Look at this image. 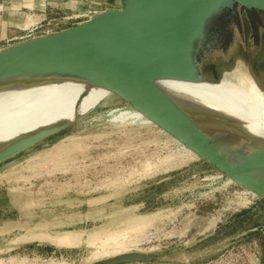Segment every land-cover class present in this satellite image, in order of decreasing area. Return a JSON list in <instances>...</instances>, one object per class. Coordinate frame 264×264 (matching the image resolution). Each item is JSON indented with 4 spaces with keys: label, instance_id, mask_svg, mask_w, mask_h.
<instances>
[{
    "label": "rangeland",
    "instance_id": "374dc122",
    "mask_svg": "<svg viewBox=\"0 0 264 264\" xmlns=\"http://www.w3.org/2000/svg\"><path fill=\"white\" fill-rule=\"evenodd\" d=\"M246 58L247 63L233 59L229 71L241 69L264 90V55L259 65L250 54ZM157 85L184 109V100L212 105L204 87L173 80ZM73 103L77 113H89L0 166V264H94L132 251L151 253L150 264H206L248 244L234 240L235 222L244 218L234 214L246 209L238 198L240 188L225 187L222 179L202 181L213 171L198 168L204 164L111 94L92 92L2 122L0 140L32 122L69 118ZM166 177L158 183L162 193L154 209L136 206L144 183ZM246 217L251 226L261 215ZM200 243L207 247L200 249ZM31 245L58 254L40 256L28 249ZM102 252L107 255L95 257Z\"/></svg>",
    "mask_w": 264,
    "mask_h": 264
},
{
    "label": "water",
    "instance_id": "95a60500",
    "mask_svg": "<svg viewBox=\"0 0 264 264\" xmlns=\"http://www.w3.org/2000/svg\"><path fill=\"white\" fill-rule=\"evenodd\" d=\"M118 4L51 35L0 49V88L70 80L103 89L199 162L264 201V142L235 131L226 117L184 109L157 85L162 80L219 81L206 76L204 68L225 63L221 71H229L238 45L244 47L242 13L263 16L264 0ZM75 123L42 127L1 144L0 166ZM153 259L151 253L132 251L94 264H150Z\"/></svg>",
    "mask_w": 264,
    "mask_h": 264
},
{
    "label": "bare ground",
    "instance_id": "6f19581e",
    "mask_svg": "<svg viewBox=\"0 0 264 264\" xmlns=\"http://www.w3.org/2000/svg\"><path fill=\"white\" fill-rule=\"evenodd\" d=\"M175 82L191 87H204L211 92L213 99L211 106L207 105V102L204 104L184 100L186 110L199 109L226 117L235 123L233 126L235 131L264 142V90L253 85L241 69L237 68L231 72L224 71L222 78L215 83ZM92 92L109 94L103 89L70 80L15 84L0 88V123L64 105ZM76 109V104L73 103L69 118L56 119L43 125L37 121L32 122L25 131L0 140V145L16 136L30 133L42 127L62 122L75 123L78 118L89 113L88 110L77 113ZM106 252L96 253L95 257L106 256Z\"/></svg>",
    "mask_w": 264,
    "mask_h": 264
},
{
    "label": "crops",
    "instance_id": "0c3cea01",
    "mask_svg": "<svg viewBox=\"0 0 264 264\" xmlns=\"http://www.w3.org/2000/svg\"><path fill=\"white\" fill-rule=\"evenodd\" d=\"M118 5V0H0V48L7 42L10 45L14 44L15 42L9 41L21 33L20 29L22 27L28 26L31 22L40 23L57 15L72 16L85 12L98 14L105 10L118 9ZM80 21L82 20L69 23L67 27ZM202 166L205 165H198V168H203ZM206 168L212 172L210 168ZM166 179L167 177L144 183L140 193L144 195L136 199V206L147 205L149 210H151V207L154 209L157 198L162 193H157L158 183ZM133 204L135 203L133 202ZM234 215H261L257 227L237 232L234 240H247V245L259 257L258 264H262V261L264 264V201L260 200L254 207ZM260 227L263 228V231L257 230ZM251 231H260V234L251 235L249 234Z\"/></svg>",
    "mask_w": 264,
    "mask_h": 264
},
{
    "label": "built area",
    "instance_id": "2783aa9c",
    "mask_svg": "<svg viewBox=\"0 0 264 264\" xmlns=\"http://www.w3.org/2000/svg\"><path fill=\"white\" fill-rule=\"evenodd\" d=\"M91 12H85L82 14L70 15V16H56L51 19L44 20L40 23L31 22L28 26L22 27L20 30V34L11 39L9 42H21L37 37L51 35L55 32L61 31L63 29L68 28V24L74 21L82 20L78 23L88 20L90 17L94 16ZM76 23V24H78ZM75 24V25H76ZM71 27V26H70ZM14 43V44H15ZM10 44L7 42L3 47V49ZM183 149V148H182ZM184 150V149H183ZM225 180L226 182L222 183L223 186L228 187V185L232 184L228 179L223 178L218 173L214 172L202 179V181H217V180ZM238 198L242 202V206L246 209H250L256 205L260 199H258L253 194L240 189L238 192ZM245 209V210H246ZM258 263V255L249 245H237L235 247H231L223 254L216 257L214 260L206 263V264H257Z\"/></svg>",
    "mask_w": 264,
    "mask_h": 264
},
{
    "label": "flooded vegetation",
    "instance_id": "af4514ba",
    "mask_svg": "<svg viewBox=\"0 0 264 264\" xmlns=\"http://www.w3.org/2000/svg\"><path fill=\"white\" fill-rule=\"evenodd\" d=\"M241 25L244 47L240 44L238 45V49L236 51L237 55L232 57L228 64L230 65L233 59L236 58H240L242 61L247 63L246 55L250 54L251 58L259 65L263 62L262 56L264 55V15L261 17H255L242 13ZM256 66L253 68L255 69ZM222 67H226V64L219 63L218 65H208L204 68V73L208 77L219 79L222 77Z\"/></svg>",
    "mask_w": 264,
    "mask_h": 264
},
{
    "label": "trees",
    "instance_id": "16d2710c",
    "mask_svg": "<svg viewBox=\"0 0 264 264\" xmlns=\"http://www.w3.org/2000/svg\"><path fill=\"white\" fill-rule=\"evenodd\" d=\"M157 193L158 194L161 193L159 188L157 189ZM246 216H248V215H240L239 217H244V218H242V219H240V220L235 222L237 224L236 226L238 228V232H240L241 230H244V229L245 230H248V229L250 230V229H254L255 227H257V223L256 222H252L253 224L251 226H249L250 225L249 223L251 222V220H249ZM232 225H233L232 226V228H233L232 230L235 231L237 228H235L236 226L234 224H232ZM218 233H219V229H218L216 234H218ZM249 234L258 235V234H260V231H251V232H249ZM198 247L200 249H203V248L207 247V245H206V243H200L198 245ZM28 249L29 250H34L37 255L44 256V257H48V256L52 255V253L54 252V250L51 247H48V246L44 247L43 249L42 248L34 249V246L31 245V246H28ZM57 254H58L57 252H54V255H57ZM262 264H263V261H262Z\"/></svg>",
    "mask_w": 264,
    "mask_h": 264
}]
</instances>
